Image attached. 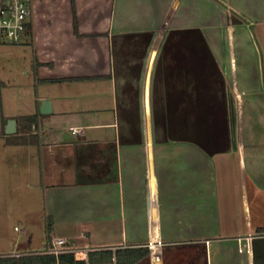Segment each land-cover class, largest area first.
I'll return each mask as SVG.
<instances>
[{
  "label": "crops",
  "instance_id": "obj_1",
  "mask_svg": "<svg viewBox=\"0 0 264 264\" xmlns=\"http://www.w3.org/2000/svg\"><path fill=\"white\" fill-rule=\"evenodd\" d=\"M23 42L37 92L3 114L37 119L0 138L81 224L68 238L162 239L136 264H264V0H33Z\"/></svg>",
  "mask_w": 264,
  "mask_h": 264
},
{
  "label": "rangeland",
  "instance_id": "obj_2",
  "mask_svg": "<svg viewBox=\"0 0 264 264\" xmlns=\"http://www.w3.org/2000/svg\"><path fill=\"white\" fill-rule=\"evenodd\" d=\"M33 63L31 45L25 42L0 45V78L3 82V85L0 82L3 110L0 129L7 120L4 111L10 114L23 112L36 95L38 87ZM4 139L0 138V253L44 248L51 233L49 225L56 237L75 234L79 238L81 224L69 220L71 214L60 218L58 213L52 212L51 194L46 190L42 195L35 187L39 181L38 173L36 167L28 171L24 148L21 145L5 146ZM255 193L251 198L252 207L254 210L261 207L258 213L264 216V191L255 188ZM93 235L97 241L106 240L100 230L93 231ZM154 264L159 263L154 260Z\"/></svg>",
  "mask_w": 264,
  "mask_h": 264
},
{
  "label": "built area",
  "instance_id": "obj_3",
  "mask_svg": "<svg viewBox=\"0 0 264 264\" xmlns=\"http://www.w3.org/2000/svg\"><path fill=\"white\" fill-rule=\"evenodd\" d=\"M32 3L33 0H0V45L20 44L25 41L32 23ZM16 229L19 230L18 227ZM87 235V232L83 231L81 237L85 238ZM147 246L154 256H162L164 246L162 239H152ZM117 249L118 246L83 244L80 239L76 238L53 237L48 247L32 251L0 253V262L5 260L20 262L25 258L54 255L57 258L56 263L59 264V257L74 255L76 262L73 264H119L116 257ZM92 251L102 252L106 260L91 262L90 253Z\"/></svg>",
  "mask_w": 264,
  "mask_h": 264
},
{
  "label": "trees",
  "instance_id": "obj_4",
  "mask_svg": "<svg viewBox=\"0 0 264 264\" xmlns=\"http://www.w3.org/2000/svg\"><path fill=\"white\" fill-rule=\"evenodd\" d=\"M31 29V26H30ZM29 29V32H30ZM1 77V76H0ZM0 82L3 85V82L0 78ZM37 115H21L20 117H17V120L20 122H25L23 126H19L17 133L14 135H7V138H12L7 141L8 144H20L22 142V138L19 135L21 132L24 131L25 126H30L36 122ZM5 123L6 120H4V124L2 125L0 129V135H6L5 133ZM50 229V225H49ZM263 227H259L257 229V232H263ZM50 231V230H49ZM53 236L51 233L48 235L47 244L48 247ZM150 253L149 247H126V248H118L116 250V257L119 264H136L146 256H148ZM106 260V257L103 255L100 251H92L90 253V261L95 263L99 261ZM57 258L54 255H47L46 257H38V258H25L18 261H12V260H5L1 261L0 264H57ZM74 255H63L59 257V264H73L75 263Z\"/></svg>",
  "mask_w": 264,
  "mask_h": 264
},
{
  "label": "water",
  "instance_id": "obj_5",
  "mask_svg": "<svg viewBox=\"0 0 264 264\" xmlns=\"http://www.w3.org/2000/svg\"><path fill=\"white\" fill-rule=\"evenodd\" d=\"M41 111L43 113H49L52 111V103L48 99L42 100ZM0 116H1V108H0ZM17 119L16 118H8L5 123V133L7 135H14L17 133Z\"/></svg>",
  "mask_w": 264,
  "mask_h": 264
}]
</instances>
